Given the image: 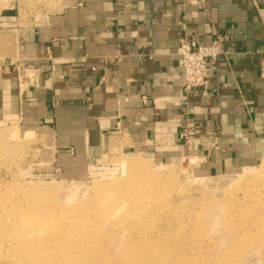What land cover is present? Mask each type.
I'll return each mask as SVG.
<instances>
[{"label": "crops", "instance_id": "0c3cea01", "mask_svg": "<svg viewBox=\"0 0 264 264\" xmlns=\"http://www.w3.org/2000/svg\"><path fill=\"white\" fill-rule=\"evenodd\" d=\"M25 1L0 0V123L39 135L43 172L82 179L114 154L210 174L261 160L264 0H51L30 15ZM217 36L227 57L185 92L181 40Z\"/></svg>", "mask_w": 264, "mask_h": 264}, {"label": "rangeland", "instance_id": "374dc122", "mask_svg": "<svg viewBox=\"0 0 264 264\" xmlns=\"http://www.w3.org/2000/svg\"><path fill=\"white\" fill-rule=\"evenodd\" d=\"M51 3L26 0L25 11ZM39 143L0 123V264H264V152L218 174L195 159L114 154L64 179L42 171ZM124 160L146 162L159 186Z\"/></svg>", "mask_w": 264, "mask_h": 264}, {"label": "built area", "instance_id": "2783aa9c", "mask_svg": "<svg viewBox=\"0 0 264 264\" xmlns=\"http://www.w3.org/2000/svg\"><path fill=\"white\" fill-rule=\"evenodd\" d=\"M228 51L224 47L223 38L217 36L211 45H202L196 41L181 40L177 48L183 70L182 87L185 92L208 86L210 65L226 58ZM191 134L184 133L186 141H190Z\"/></svg>", "mask_w": 264, "mask_h": 264}, {"label": "bare ground", "instance_id": "6f19581e", "mask_svg": "<svg viewBox=\"0 0 264 264\" xmlns=\"http://www.w3.org/2000/svg\"><path fill=\"white\" fill-rule=\"evenodd\" d=\"M126 160H124V162L122 163V165H121V168L122 169H124L125 171H128V172H131L132 171V174L135 176L136 175V177H134V178H137V177H140V178H143L142 180V182H146V184L148 183H151V185H153L152 183H155V184H158V182L160 181L159 179H157V177L156 176H154L153 174H152V171L149 169V167L147 166V163L146 162H143V161H141V160H138L137 162H134V161H132V162H125ZM127 172V173H128ZM123 173H125V172H123ZM126 173V174H127ZM133 178V179H134ZM130 179V178H129ZM136 180H138V179H135L134 180V182L136 181ZM139 181V180H138ZM123 182V181H122ZM128 182V181H127ZM133 182V185H136L135 183ZM137 182V181H136ZM161 182V181H160ZM138 183V182H137ZM150 185V184H149ZM113 185H104V187H106V188H111ZM156 186V185H155ZM157 186H159V184L157 185ZM113 187H115V186H113ZM154 187V186H153ZM117 188H121V184H118L117 185ZM133 194V193H132Z\"/></svg>", "mask_w": 264, "mask_h": 264}]
</instances>
